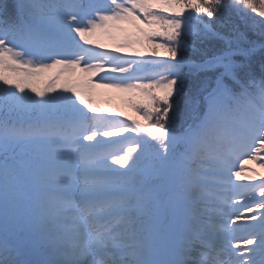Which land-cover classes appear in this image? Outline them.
Instances as JSON below:
<instances>
[{
	"label": "snow or ice",
	"instance_id": "6c2138e0",
	"mask_svg": "<svg viewBox=\"0 0 264 264\" xmlns=\"http://www.w3.org/2000/svg\"><path fill=\"white\" fill-rule=\"evenodd\" d=\"M229 10L264 37V0H0V264H264V178L234 170L264 153V41Z\"/></svg>",
	"mask_w": 264,
	"mask_h": 264
},
{
	"label": "trees",
	"instance_id": "16d2710c",
	"mask_svg": "<svg viewBox=\"0 0 264 264\" xmlns=\"http://www.w3.org/2000/svg\"><path fill=\"white\" fill-rule=\"evenodd\" d=\"M256 19L259 20V17H256ZM251 22H252V14L251 13H249L247 16H244L243 14L238 15L234 11L229 10V12L224 17H221L216 21V24L220 27V30L223 33H228L229 31H231L234 28L238 29L239 31L245 33L247 40L256 41L257 45H259L260 42L264 41V37H261L258 27L255 30H253L252 28L247 26V25H250ZM244 46H246V43ZM186 55H188L191 58L198 59L197 57H192L190 50H188L186 52ZM145 58L148 60L156 59L155 57L151 56V52H147L145 54ZM262 59H264V52H261L259 50V47H258V50L254 56V59H253V64L258 68ZM185 71H187V68L185 69ZM209 75H210V73H209ZM193 78L194 77H190L189 83H190L191 79H193ZM104 104L106 106V108H104V109L108 110V112L106 114L115 116L117 119H128L129 117L136 119V120L141 119L140 115L136 112V110H132L133 115L120 116L119 114H121V113H117V112H115V108H111V107L117 106L116 102L113 99H111V100L106 99ZM129 124H130V121H129ZM127 126L128 125H125V127H127ZM122 136L127 137V139H132L135 137V133L128 132V133L122 134ZM114 139L119 141L118 144L113 145L114 148L119 147L121 143L123 145H126L124 147L128 146L126 141L121 140V137H115ZM259 157L260 158L257 160H252V159L244 157V156L240 157V159L245 161V166H244V168L240 169V171L244 170V174L251 173V176L256 177V181H255L256 183H259V180L261 178H264V167H261V163L264 162V153H260ZM236 162H238V160ZM245 171H247V172H245ZM243 183H248V182L245 181ZM257 191H258V189H257ZM248 206L254 207V205H252V204H249ZM256 215L259 216V212H257Z\"/></svg>",
	"mask_w": 264,
	"mask_h": 264
},
{
	"label": "rangeland",
	"instance_id": "374dc122",
	"mask_svg": "<svg viewBox=\"0 0 264 264\" xmlns=\"http://www.w3.org/2000/svg\"><path fill=\"white\" fill-rule=\"evenodd\" d=\"M97 2L98 3H106L107 0H97ZM85 3H87V0H85ZM90 38L93 40H96L98 42L97 48H98L99 44L107 45L108 48L106 50H112L115 46V42L103 34H96V35L91 36ZM98 50H103V49L98 48ZM140 50L143 51L145 54L147 52H150V49H148L146 47L142 48ZM57 71H58V69H53L49 73L45 74V76L41 77L40 80L37 82V86L43 87V81L46 80L48 77L52 76L53 74H55V72H57ZM70 75H71L72 81H76L79 78L86 76V74L81 73L79 71V69H76L75 73L70 74ZM62 82H63V79H61V81H58V83H62ZM139 95H140L139 93L122 92V91H119V90L113 89V88L97 87L94 89L95 102L97 103V105L100 108H102V109L106 108V106L104 104L106 99H110V100L113 99L116 102L117 106H114L111 108H115V112L123 113V115H126V116L133 115L132 110H134V109L131 107V104L129 103L130 99H135ZM124 146H126V145H124ZM240 169L241 168L239 167V160H238V162H236V168L234 170L240 171ZM245 172H247V171H245ZM241 175H242V177H245L248 175L251 176V173L244 174V170H243V171H241ZM241 182H245V181H238V183H241ZM238 211L244 212V209L241 207L238 209ZM250 230L251 229H248V230L243 229V230L232 233V236L229 238V240L227 242L231 243V244H236L239 240H241L243 238H251L248 236V232Z\"/></svg>",
	"mask_w": 264,
	"mask_h": 264
}]
</instances>
